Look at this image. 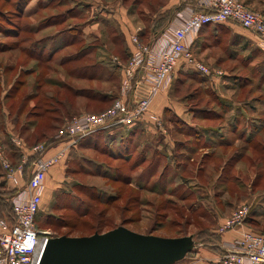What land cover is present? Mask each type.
Here are the masks:
<instances>
[{"label":"rangeland","instance_id":"1","mask_svg":"<svg viewBox=\"0 0 264 264\" xmlns=\"http://www.w3.org/2000/svg\"><path fill=\"white\" fill-rule=\"evenodd\" d=\"M166 2L0 0V172L4 159L15 173L1 174L0 193L28 183L30 155L46 143L64 154L44 182L42 232L80 237L125 226L195 234L198 250L177 264L207 254L213 264L227 251L219 228L236 210L247 207L245 225L264 236V46L254 31L232 20L204 30L191 51L211 75L179 62L164 98L169 112L151 105L170 81L164 90L148 83L159 125L142 116L76 145L61 142L75 120L125 98L127 69L157 42L151 31L161 27ZM139 80L137 73V102L147 86ZM137 126L144 130L133 137Z\"/></svg>","mask_w":264,"mask_h":264},{"label":"built area","instance_id":"2","mask_svg":"<svg viewBox=\"0 0 264 264\" xmlns=\"http://www.w3.org/2000/svg\"><path fill=\"white\" fill-rule=\"evenodd\" d=\"M198 4L207 8L209 12H195L191 7L186 8L185 10L190 13L182 11L177 14L178 25L171 28L170 35L166 36V40L164 39V43L159 45L157 50L155 45L159 42V38L151 49L140 48V55L134 58L126 72L127 85L126 89H123V91L127 90L125 96L123 92L125 98L104 114L85 115L75 120L67 129V138L62 139L61 142L76 145L98 131L136 124L142 116H148L159 125L160 122L150 112L152 98L157 90H164L167 87L179 62L184 64L186 62L196 71L210 75V70L201 61L195 59L191 46L187 44L189 36L196 34L207 25L235 21L243 28L254 31L264 46L262 13L248 9L240 0H199ZM137 73L140 77L137 83L144 82L147 85L151 83L152 87L155 85L154 88L157 89L152 90L153 88L148 85V92L143 90L145 96L138 102L135 101L132 92ZM34 152L40 153L41 157L36 160L28 183L11 199L15 222L10 223L9 220L0 219V264H39L50 238L47 232L37 228L36 220L43 201L46 176L59 162L64 152L58 151L47 156L49 148L44 144L37 145ZM3 167L8 178L15 175L11 165L4 159ZM248 216L247 207L236 210L222 223L219 228L220 233L243 227ZM213 264H264V236L243 229L232 248Z\"/></svg>","mask_w":264,"mask_h":264},{"label":"water","instance_id":"3","mask_svg":"<svg viewBox=\"0 0 264 264\" xmlns=\"http://www.w3.org/2000/svg\"><path fill=\"white\" fill-rule=\"evenodd\" d=\"M198 246L195 234L160 237L119 226L90 236L50 237L39 264H177Z\"/></svg>","mask_w":264,"mask_h":264},{"label":"crops","instance_id":"4","mask_svg":"<svg viewBox=\"0 0 264 264\" xmlns=\"http://www.w3.org/2000/svg\"><path fill=\"white\" fill-rule=\"evenodd\" d=\"M185 1L186 0H167L165 6L163 7V13H162L163 16L164 15H168V14L171 15V11L177 10V8L179 6H181L183 3H185ZM240 1L243 4L248 5L252 9L259 10L260 13H262L264 15V0H240ZM183 11H185V10H183ZM174 13L175 12L173 11V19L172 20H170L171 16L168 19H166L164 17L161 18L162 22L166 19L165 23L163 24V29L159 28L156 31L155 30L151 31L154 34H160L159 42L155 45L156 50L158 49L159 45L164 43V39L166 40V36L170 35L171 28H174V27H176L178 25V20H176L178 12L176 14H174ZM209 27H211V26H209ZM209 27H206V28L204 27L199 32H197L196 34H192L191 36H189V38L187 40V44H189L191 46V48L193 47L194 44H195L194 46H196L197 43L199 42L200 36H202V34H203L202 32L204 30H206L207 28H209ZM142 28H143V26H138V30H140ZM142 88H143V90L145 92H148V90H149V86L148 85L147 86H143ZM170 89H171V81H170L169 87L167 89V93L164 92L165 90L163 92H160V93L157 92V94L154 97L155 99H153V102H152V105H151V111L152 112H155L157 114H161L163 112L170 111L173 108L171 105L167 106V104H165V102H164V98L167 96V94L169 93ZM136 129H138V127ZM141 129L144 130V128H140L139 127L138 131H141ZM83 140H81V141H83ZM198 143H200V142H198ZM53 154H54L53 152L49 151L47 156H50V155H53ZM1 174L4 177L3 170H2V172H0V176H1ZM3 199L6 200V198H3ZM243 229H247V226L244 225L243 227L238 228L236 230L225 232L223 241H226V244L221 246V249L222 250H227V251L230 250L232 248V246H233V243H235V241L240 238L241 232L243 231ZM198 248H199V246H198ZM227 251H225V252H227ZM213 259H214L213 256H209L207 254V255L202 256L201 259H197L198 261L191 262V264H209L208 262L214 261Z\"/></svg>","mask_w":264,"mask_h":264},{"label":"trees","instance_id":"5","mask_svg":"<svg viewBox=\"0 0 264 264\" xmlns=\"http://www.w3.org/2000/svg\"><path fill=\"white\" fill-rule=\"evenodd\" d=\"M198 1L199 0H186L185 1V3H183L181 6H179L178 8H177V11L174 13V14H176L177 12H179V11H183V10H185L186 8H188V7H191L195 12H209V10L207 9V8H205L204 6H202V5H199L198 4ZM245 5V4H244ZM246 6V5H245ZM171 16V19L170 20H172L173 19V11L171 12V15L170 14H168V15H164L163 17L164 18H166V19H168L169 17ZM165 19V20H166ZM165 20L162 22V21H160V23H161V29H163V24L165 23ZM216 25H219V24H211V25H207V26H205V28L206 27H209V26H216ZM204 28V27H203ZM158 29H159V27H158ZM158 29H156V30H158ZM142 35H145V33H141ZM151 34H154V33H152L151 32ZM157 35V34H156ZM158 35H160V34H158ZM195 59H196V57H195ZM197 60V59H196ZM188 68H190V66L188 67ZM193 69V71H194V73H199L200 75H202V76H210V75H204V74H202V73H200V72H198V71H196L194 68H192ZM185 72H189L188 70H185ZM173 76V75H172ZM180 83L182 84L183 82L182 81H180ZM105 98L106 97H102L101 98V101H104L105 100ZM167 112H169V111H167ZM40 115H42V114H40ZM142 126V125H141ZM138 127V129H139V126H137ZM123 128H125V127H122V129ZM114 129H116V128H114ZM136 129V128H135ZM138 129H136V130H133V137L134 136H136V134H137V131H138ZM111 130H113V129H111ZM142 130V129H141ZM106 130H101V131H98V132H96V133H94V134H92V135H89V136H94V135H97V134H100V133H104ZM143 131V130H142ZM107 132V131H106ZM83 140V139H82ZM46 143H44V145H45ZM40 145V144H39ZM47 146V145H46ZM39 155H40V157H41V154L40 153H36V154H32V156L30 155V158H29V161H30V163H32V162H34V160L36 161L38 158H39ZM5 172H6V170L5 171H3V173L5 174ZM30 179V178H29ZM21 187H23V186H21ZM21 187H18V188H12V189H10V190H8V192L6 193V194H1L0 193V219H3V220H9V222L10 223H14L15 222V217H14V213H13V205H12V202H11V199H12V197L13 196H15L20 190H21ZM3 198H6V200L5 199H3ZM6 209V211H7V214H5V212H4V210ZM39 213H40V211H39ZM38 213V214H39ZM249 214H250V210H249ZM37 220H38V215H37ZM37 220H36V225H37V228H38V223H37ZM248 222V224H249V216H248V218L245 220V223H247ZM39 229V228H38ZM247 229H249V230H252V229H250V228H248L247 227ZM111 230V229H110ZM109 231V230H108ZM253 231V230H252ZM261 235H263V234H261ZM197 240H198V242H199V246H200V239H199V237H197ZM198 250V248L195 250V251H193L192 253H190V254H193V253H196V251ZM190 254H188V255H190Z\"/></svg>","mask_w":264,"mask_h":264}]
</instances>
